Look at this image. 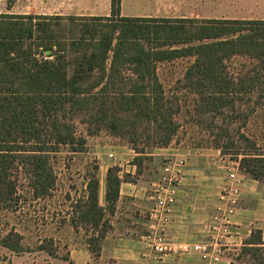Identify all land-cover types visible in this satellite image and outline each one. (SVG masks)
<instances>
[{"label":"trees","instance_id":"16d2710c","mask_svg":"<svg viewBox=\"0 0 264 264\" xmlns=\"http://www.w3.org/2000/svg\"><path fill=\"white\" fill-rule=\"evenodd\" d=\"M120 2L109 0L108 16L0 13V210L18 204L14 168L29 174L33 198L50 194L55 176L49 155L60 146L83 151L85 139L76 135L75 121L88 135L106 130L127 137L136 168L144 154L136 150L141 137L151 148L171 144L179 128L177 111L165 98L159 62L195 57L184 82L204 112L222 114L239 90L264 84L259 73L241 83L224 73V63L236 56L259 62L264 71V20L121 17ZM194 41L199 43L184 45ZM244 139L254 150L235 153L234 158L244 157L238 171L264 182V155ZM117 172L107 170L104 207L96 176L88 179L86 197L77 204L78 220L94 230L88 245L95 256L111 228L107 216L114 212L122 181ZM20 238L10 230L0 246L23 252ZM241 257L264 264L260 235L247 240L233 261Z\"/></svg>","mask_w":264,"mask_h":264},{"label":"rangeland","instance_id":"374dc122","mask_svg":"<svg viewBox=\"0 0 264 264\" xmlns=\"http://www.w3.org/2000/svg\"><path fill=\"white\" fill-rule=\"evenodd\" d=\"M123 0L121 17H170L189 16V9L197 11L200 19H212L216 10L226 8V15L235 19H257L264 12V0ZM222 3L226 7H222ZM232 4L234 6H229ZM91 6L98 12L93 14L73 11ZM158 7V8H157ZM109 0H0V13L33 15H75L108 16ZM158 9L161 12H158ZM223 14H218V16ZM256 15V16H255ZM192 63L191 58H179L170 62H160L156 66L157 76L162 83L166 100L176 110L174 116L179 125L171 144H182L194 149L219 150L226 168L238 171L242 155L251 153L248 141L264 155V84H255L253 89L239 90L232 98L233 103L222 114L204 112L199 97L185 86L184 74ZM225 75L241 83L259 73L264 76L259 62L246 56H236L224 63ZM76 135L85 139L82 152H73L70 146H60L49 155V163L55 176V185L50 194L33 198L29 186V174L14 168L12 176L16 181L18 204L15 210H0V238L10 230L20 235V243L30 256L43 246L52 256L64 259L67 248L80 243H88L94 230L82 224L77 216V204L85 198L84 185L89 178L105 173V168H117L119 160L133 146L127 137H119L106 130L88 135L86 126L75 121ZM219 142L222 148H216ZM155 148L139 139L136 150L143 151L142 162L136 168L133 178L124 175L123 179L145 182L150 187L158 180L161 168L172 157L153 156ZM241 151V152H240ZM136 157V153L133 150ZM111 155V157L109 156ZM133 158V159H134ZM160 171V172H159ZM107 172V171H106ZM107 174V173H106ZM130 176V175H128ZM262 182V181H261ZM110 220V216H107ZM71 220L75 222L73 227ZM56 252V253H55ZM10 251L0 246V264H11ZM237 253L233 254L236 257ZM235 264H249L247 257H241Z\"/></svg>","mask_w":264,"mask_h":264},{"label":"crops","instance_id":"0c3cea01","mask_svg":"<svg viewBox=\"0 0 264 264\" xmlns=\"http://www.w3.org/2000/svg\"><path fill=\"white\" fill-rule=\"evenodd\" d=\"M123 3V0H121L120 15L122 14ZM229 6L234 5L229 4ZM222 7L226 6L222 3ZM159 11L161 12L160 9H158ZM225 11L226 8L216 10L218 14H223V16L217 14L212 19L251 20L235 19L239 17L230 16L229 14L227 16ZM73 12L93 14L98 10L88 6ZM186 12L190 15L176 18H154L209 20L200 19L198 12L193 9ZM259 15L255 17L257 18L255 20H264V12ZM197 43L199 42L194 41L184 45ZM180 58H191L192 63L195 60L194 56ZM151 154L162 158L183 159L186 163L174 220L169 229L173 251H170L159 264H235L233 254L238 253L244 243L253 235H260L261 241L264 243V182L254 180L249 175L237 171L243 178L239 207L236 210L233 224L229 228L225 246H223L222 252L217 257V261L214 262L216 252L212 248H210V255L206 259H203L196 252H180L178 247L181 244H195L206 241L204 227L209 223L210 217L214 213V206L218 202V194L224 184L228 168L224 164L225 161L222 159L221 153L216 149L203 151L182 144H169L167 147L155 148ZM134 156L133 150L128 149L127 153L119 160L118 175L122 180L119 187V197L113 214L109 215L111 228L101 240L100 252L97 256L91 253L88 243L85 242L67 248V260L52 256L53 254L50 255L48 251L40 246L36 249L37 255L35 257L34 255L30 256V254H33L30 252L15 253L6 248L12 254L8 257L11 264H68L69 261L73 264H136L141 249L140 236L145 231L147 213L153 206L152 189L157 180L152 186L148 187L140 179L135 181L123 179L124 175L133 178L136 173L135 166L131 164ZM106 171L107 168H105V173H99L97 176L98 201L102 207L105 206ZM86 184L84 185L85 193Z\"/></svg>","mask_w":264,"mask_h":264},{"label":"built area","instance_id":"2783aa9c","mask_svg":"<svg viewBox=\"0 0 264 264\" xmlns=\"http://www.w3.org/2000/svg\"><path fill=\"white\" fill-rule=\"evenodd\" d=\"M185 166L183 159L176 158L167 159L162 166L160 176L152 189L153 206L147 213L145 231L140 236L141 249L136 264H159L173 251L169 229L174 220ZM242 183L243 178L237 169L228 168L218 194V202L214 206V213L204 227L206 241L181 244L178 247L180 252H196L206 259L212 248L216 252L214 262L217 261L239 207Z\"/></svg>","mask_w":264,"mask_h":264}]
</instances>
